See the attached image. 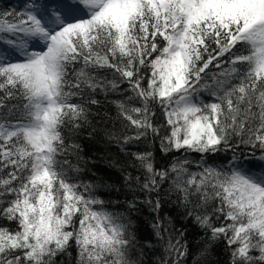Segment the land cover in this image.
<instances>
[{"label":"snow or ice","instance_id":"snow-or-ice-1","mask_svg":"<svg viewBox=\"0 0 264 264\" xmlns=\"http://www.w3.org/2000/svg\"><path fill=\"white\" fill-rule=\"evenodd\" d=\"M88 129L131 157L108 160L125 191L97 172L80 179ZM149 134L183 158L157 169L152 152L125 147ZM227 151V164L207 160ZM188 153L200 154L196 171ZM119 195L129 211L139 202L156 214V245L109 209ZM173 195L205 232L193 264H208L221 241L229 264H264V0H25L0 10V264H57L73 246L75 264H142L133 251L157 245L160 264H183L186 229L160 215Z\"/></svg>","mask_w":264,"mask_h":264},{"label":"trees","instance_id":"trees-1","mask_svg":"<svg viewBox=\"0 0 264 264\" xmlns=\"http://www.w3.org/2000/svg\"><path fill=\"white\" fill-rule=\"evenodd\" d=\"M24 3L25 0H0V10H22ZM204 98L206 100L211 99L208 96H205ZM110 112L113 116L115 115L114 109H110ZM153 121L155 124L164 125L166 128L163 112L159 108L156 109V115L153 117ZM165 128L161 129V135H163ZM87 131H90V129L86 130L77 141L78 143H81L83 148L82 155L88 161L87 167L82 173H80V179L84 180L85 182L93 181L95 180L93 172H97L105 175L106 178L110 177L111 181L118 182V186L121 188V191H125L123 187V179L120 176V173L115 169H111L108 167V160L113 157H119L120 159H130L131 157H125L124 153L120 152L119 147L115 143H109L102 136L93 137L90 139L87 135ZM97 140H101L102 142H97ZM125 147L129 152H152L154 164L157 169L169 166L173 162L174 158H183L182 151H172L165 154L163 151H161L160 139L153 138L151 134H149L147 138L141 139L140 141H134L133 143H131L130 145H126ZM232 155L233 153L231 151L221 152L216 154L215 156L207 157V160L209 161V163H215L217 165H220L221 163L227 164ZM257 155H259L258 152ZM187 158L191 161H194V163L189 165L190 171H196L197 164L195 162H198L200 160V154L188 153ZM130 171H133L134 175L140 174L137 173L134 169H130ZM141 179H143V176H141ZM169 184L170 181L165 182V184L162 186L163 189L166 190L169 187ZM100 195L103 199H109V194L107 192L101 191ZM136 195L139 197V200H144L146 198L143 192H137ZM116 196V193L112 194V198H116ZM151 198L154 201L156 199V194L153 193L151 195ZM119 199L121 203L116 205H109V209L111 211L122 212L128 215L135 225L137 236L141 240H143L145 236H151L152 243L156 245L157 242L155 237L152 236V228L150 226V221L155 218L156 214L150 211L148 205L139 202L137 204V207L139 209L138 211H129L127 209V205L124 203L125 197L123 195H119ZM127 199H132L131 193L128 194ZM175 200V195L172 196L171 201H169L166 197L163 198V207L160 215L161 217L165 215L171 216L178 230L181 229L182 226L184 227V229H186L184 231L183 241L187 242L188 255L184 259L183 264H193V260L195 259L197 252L203 246V238L205 237V232L198 225H196L191 220V218L187 220L184 219L183 213L185 210L183 207H180L177 203H175ZM7 224V221L0 220V225ZM226 249L227 246L223 241L215 244L212 249V254L206 258L208 264H229L230 254ZM70 252L72 254L71 258H69L68 256L57 257V264H60L61 260L63 261V264H75V246L70 249ZM130 258L134 260H140L142 261V264H160V260L165 258V253L163 251V248L157 245L153 249L145 248L143 257H141L138 252L133 251Z\"/></svg>","mask_w":264,"mask_h":264},{"label":"rangeland","instance_id":"rangeland-1","mask_svg":"<svg viewBox=\"0 0 264 264\" xmlns=\"http://www.w3.org/2000/svg\"><path fill=\"white\" fill-rule=\"evenodd\" d=\"M39 47V46H38Z\"/></svg>","mask_w":264,"mask_h":264}]
</instances>
